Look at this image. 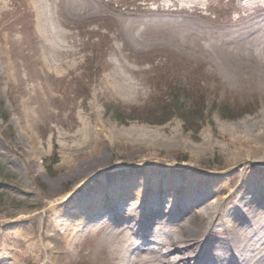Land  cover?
Returning <instances> with one entry per match:
<instances>
[{"label": "rangeland", "instance_id": "obj_1", "mask_svg": "<svg viewBox=\"0 0 264 264\" xmlns=\"http://www.w3.org/2000/svg\"><path fill=\"white\" fill-rule=\"evenodd\" d=\"M263 2L0 0V264H97L98 235L69 244L64 201L94 170L145 156L223 171L232 136L254 144L264 92L212 58L264 15ZM120 142L162 151L133 158ZM97 147L101 166L86 171L78 161ZM248 151L231 189L264 175V157Z\"/></svg>", "mask_w": 264, "mask_h": 264}, {"label": "bare ground", "instance_id": "obj_2", "mask_svg": "<svg viewBox=\"0 0 264 264\" xmlns=\"http://www.w3.org/2000/svg\"><path fill=\"white\" fill-rule=\"evenodd\" d=\"M259 7L264 10V2ZM221 52L212 59L228 64L229 77L264 92V15L235 32ZM229 142L226 170L210 172L196 162L142 156L136 165L96 174L100 148L90 151L78 162L94 171L64 199L73 225L69 244L81 234L98 235L97 264H264V175L252 174L248 187L239 190L227 181L231 170L245 168L241 157L249 149L264 157V132L254 144L235 136ZM119 148L133 158L162 151L144 142H120ZM164 148L170 154L183 149ZM196 151L198 157L209 153Z\"/></svg>", "mask_w": 264, "mask_h": 264}, {"label": "trees", "instance_id": "obj_3", "mask_svg": "<svg viewBox=\"0 0 264 264\" xmlns=\"http://www.w3.org/2000/svg\"><path fill=\"white\" fill-rule=\"evenodd\" d=\"M2 103L0 102V108L2 107ZM163 107V106H162ZM168 107L166 106V108H164L165 110L167 109ZM134 110V111H133ZM132 111L133 112H135V113H146L147 112V114L148 113H150V111H148V110H146L145 112H144V110L143 109H140V108H135V109H133ZM132 113V112H131ZM119 114V115H118ZM118 114H116L115 115V117L118 119V120H120V122H124V119L122 120L119 116H120V113H118ZM156 115V114H155ZM166 114H163V115H161V117L160 118H162V119H159V117L157 118V116L156 117H154V120L156 121V122H162V121H164V116H165ZM145 116V115H144ZM150 116V115H149ZM0 168H1V166H0Z\"/></svg>", "mask_w": 264, "mask_h": 264}]
</instances>
